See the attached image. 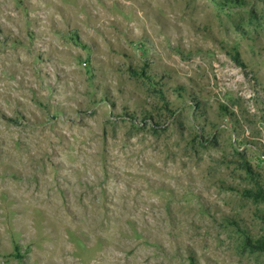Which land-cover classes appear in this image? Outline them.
Returning a JSON list of instances; mask_svg holds the SVG:
<instances>
[{
	"label": "rangeland",
	"instance_id": "rangeland-1",
	"mask_svg": "<svg viewBox=\"0 0 264 264\" xmlns=\"http://www.w3.org/2000/svg\"><path fill=\"white\" fill-rule=\"evenodd\" d=\"M264 0H0V264H264Z\"/></svg>",
	"mask_w": 264,
	"mask_h": 264
},
{
	"label": "trees",
	"instance_id": "trees-1",
	"mask_svg": "<svg viewBox=\"0 0 264 264\" xmlns=\"http://www.w3.org/2000/svg\"><path fill=\"white\" fill-rule=\"evenodd\" d=\"M248 244L253 247L254 249H263L264 248V241H257V242H253V241H248Z\"/></svg>",
	"mask_w": 264,
	"mask_h": 264
}]
</instances>
